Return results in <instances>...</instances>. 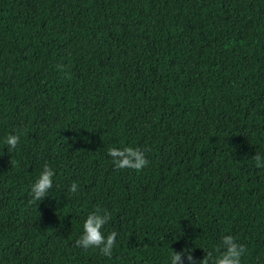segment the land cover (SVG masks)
<instances>
[{
	"label": "trees",
	"instance_id": "16d2710c",
	"mask_svg": "<svg viewBox=\"0 0 264 264\" xmlns=\"http://www.w3.org/2000/svg\"><path fill=\"white\" fill-rule=\"evenodd\" d=\"M124 144L148 164L114 168L107 148ZM255 152L264 0H0V264H167L226 232L242 264H264ZM45 162L53 186L29 203ZM97 206L118 233L111 258L74 245Z\"/></svg>",
	"mask_w": 264,
	"mask_h": 264
},
{
	"label": "clouds",
	"instance_id": "9594fccd",
	"mask_svg": "<svg viewBox=\"0 0 264 264\" xmlns=\"http://www.w3.org/2000/svg\"><path fill=\"white\" fill-rule=\"evenodd\" d=\"M21 133L13 131L7 133L2 143L7 147L8 153L12 154L20 141ZM3 153H0L2 155ZM107 155L111 158V163L116 169L141 170L148 164L145 150L139 146L124 144L122 146L108 147ZM257 168L264 166V153L255 152L251 156ZM15 165V161H10ZM55 169L47 162L40 167L38 175L30 182L27 189L29 203L44 200L48 197L49 190L54 183ZM78 183L72 181L67 186L69 194L77 193ZM110 220V212L101 207H94L84 216L81 224V231L75 238L74 245L82 250L96 249L104 256L111 258L114 251V245L118 238L115 230L106 231ZM202 258H196L192 255L191 247H181L167 256V264H242L243 257L247 249L243 242L230 232L221 235L218 242L211 248L205 247Z\"/></svg>",
	"mask_w": 264,
	"mask_h": 264
}]
</instances>
